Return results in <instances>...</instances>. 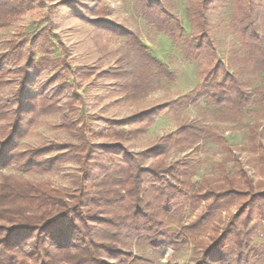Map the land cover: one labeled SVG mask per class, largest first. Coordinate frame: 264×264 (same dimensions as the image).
I'll list each match as a JSON object with an SVG mask.
<instances>
[{
  "label": "trees",
  "instance_id": "trees-1",
  "mask_svg": "<svg viewBox=\"0 0 264 264\" xmlns=\"http://www.w3.org/2000/svg\"><path fill=\"white\" fill-rule=\"evenodd\" d=\"M222 0H198L191 4L188 16L193 32L187 45V57L195 61H206L207 69L201 70L200 83L180 99L135 115L132 121L141 123L135 130L114 129L118 139L134 137L145 132L156 118L174 102L187 103L205 88L217 105L230 106L236 112L247 107L252 97L246 82L236 71L216 56L217 37L214 14ZM32 0H0V26L7 25L19 17L23 10L30 8ZM83 18L127 39L131 48L139 53L141 63L128 60L116 68L98 70L96 66L73 69L65 62L69 76L112 75L120 79L124 91H147L150 85L152 67L169 79L175 73L169 66L143 44L132 29L104 17L109 8L101 4L86 6L73 4ZM144 18L151 26L173 40L184 35L185 27L181 18L173 13L162 0H140ZM264 7L253 0H235L234 22L236 31L246 47L242 58L255 73L264 70ZM65 48V47H64ZM24 55L21 44H12L0 54V91L10 83L8 76L14 71L8 65H16ZM66 48L64 60L66 61ZM207 58V60H205ZM53 63L42 57L27 60L40 73ZM27 64L19 66L21 80L13 98L0 104V118H9L10 131L0 140V170L16 164L20 169L51 170L73 155L80 154L85 172L80 179L77 193L66 201L59 196H47L44 189L38 190L30 182L4 175L0 181V264H111L108 257H116V264H155L144 256L120 248L119 241L129 237H143L154 248L180 245L186 233L201 229L216 210L232 204L250 190L234 186L216 191L200 186L193 199L213 198L196 220L185 224L176 233L165 229L167 217L184 197L191 196L189 185L192 171L178 163H154L145 165L122 143H91L83 125L77 127L74 120L63 116L62 125L78 131L82 137L84 153L74 143L51 144L26 151L19 149L20 139L26 135L42 114L60 111L64 108L57 96L71 86L63 81L52 87L55 76L48 79L45 87L51 93L35 94L28 88ZM204 65V63L202 64ZM146 85V86H145ZM54 89V90H53ZM81 94L72 90L69 101L80 100ZM264 100V93L262 94ZM111 124L123 125L125 120H108ZM203 124L186 122L176 131L163 136L160 146L142 152L144 157L167 154L177 142L194 141L202 133L209 132ZM223 141V139H220ZM58 149L56 155L47 157L49 151ZM105 155L107 163H97ZM119 154H123L120 156ZM125 156V158H124ZM99 166V173H95ZM86 180L89 187H87ZM59 194V193H58ZM192 197V196H191ZM245 215V216H244ZM255 215H264V190L253 192L250 198L241 201L225 227H218L208 238L201 240L203 255L195 264H264V250H256L253 235L257 225L252 223ZM232 249L229 250V247Z\"/></svg>",
  "mask_w": 264,
  "mask_h": 264
},
{
  "label": "rangeland",
  "instance_id": "rangeland-1",
  "mask_svg": "<svg viewBox=\"0 0 264 264\" xmlns=\"http://www.w3.org/2000/svg\"><path fill=\"white\" fill-rule=\"evenodd\" d=\"M162 1L181 18L185 27L184 35L177 40L151 26L144 18L140 0H32L31 7L23 10L19 17L0 26V54L5 53L14 43L21 44L24 51L19 63L8 65L14 72L8 76L10 83L0 91V104L13 98L22 76L16 70L19 66L27 64L29 58L35 61L42 57L52 59L53 63L40 73H36L31 65H26L29 73L28 88L35 94L51 93L52 87L56 89L64 80L67 81L71 88L57 96L62 100L64 108L42 114L20 139L19 149L26 151L71 142L78 145L83 154L81 135L62 125L63 116H68L77 127L84 126L88 142H122L146 166L160 162H176L181 170L184 165L189 166L192 171L189 194L192 197L182 198L167 217L165 229L170 234L176 235L183 225L193 222L206 211L213 198L194 200L198 187L221 191L234 186L250 190L249 195L217 209L201 229L186 233L178 247L170 245L156 249L145 238L134 236L119 241L121 249L149 258L155 264H195L203 255L201 240L208 238L216 228L225 227L241 201L250 198L253 192L264 190V70L255 73L242 60L246 47L235 27V0H222L219 10L214 14L215 35L218 39L216 56L244 79L252 97L251 103L241 112H236L230 106L215 104L208 94L210 89L205 88L187 103L171 104L145 132L131 138L118 139L114 129L135 130L141 125L132 121L135 115L188 95L200 83L201 70L207 69L206 61L199 62L187 57V45L193 32L188 9L198 0ZM253 1L264 7V0ZM73 4L107 6L109 13L104 17L135 31L149 52L164 61L175 73V78L162 76L152 67L148 90L127 92L120 89L119 85L124 79L110 74L99 76L95 73L78 78L69 76L65 62L74 70L96 66L98 70L106 71L128 60L141 63L139 53L131 48L126 38L83 18ZM64 47L67 52L66 61L63 57ZM57 74L60 75L58 78L55 76ZM54 76L50 91L48 88L41 89ZM73 89L82 97L70 102ZM108 120L126 122L115 125ZM10 122L9 118H0V140L8 136ZM186 122L203 124L210 131L202 133L194 141L177 142L167 154L141 155L142 152L160 146L163 136L176 131ZM57 152L58 149L49 151L46 156L56 155ZM97 152V163H107V157ZM83 165L80 154L73 155L51 170H26L14 164L0 170V181L4 175H12L32 183L38 190L44 189L47 196H59L69 202L70 196L77 193L80 186V179L86 169ZM99 172L98 166L95 173ZM86 183L89 187L87 180ZM252 223L257 225L253 235L254 248L264 250V215H255ZM106 258L111 264L118 261L116 257Z\"/></svg>",
  "mask_w": 264,
  "mask_h": 264
}]
</instances>
